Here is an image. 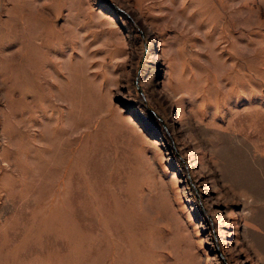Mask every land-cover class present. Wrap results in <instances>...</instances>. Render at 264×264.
Segmentation results:
<instances>
[{
	"label": "rangeland",
	"instance_id": "1",
	"mask_svg": "<svg viewBox=\"0 0 264 264\" xmlns=\"http://www.w3.org/2000/svg\"><path fill=\"white\" fill-rule=\"evenodd\" d=\"M0 264H264V0H0Z\"/></svg>",
	"mask_w": 264,
	"mask_h": 264
}]
</instances>
